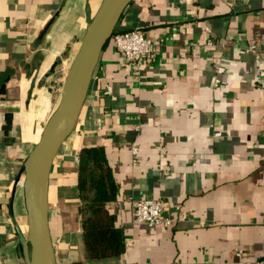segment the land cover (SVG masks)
Segmentation results:
<instances>
[{
	"label": "crops",
	"instance_id": "crops-1",
	"mask_svg": "<svg viewBox=\"0 0 264 264\" xmlns=\"http://www.w3.org/2000/svg\"><path fill=\"white\" fill-rule=\"evenodd\" d=\"M100 1L0 0V264H26L21 168ZM115 29L143 31L152 61L127 66L112 40L99 54L50 168L55 264H236L237 248L264 260V0H131ZM90 146L112 170L125 245L104 259L85 256L75 203ZM138 198L172 222L134 223Z\"/></svg>",
	"mask_w": 264,
	"mask_h": 264
},
{
	"label": "water",
	"instance_id": "water-1",
	"mask_svg": "<svg viewBox=\"0 0 264 264\" xmlns=\"http://www.w3.org/2000/svg\"><path fill=\"white\" fill-rule=\"evenodd\" d=\"M130 2L131 0L100 1L66 71L58 103L24 159L21 185L27 222L26 237L16 224L14 226L24 243L26 264H55L48 227V181L52 161L61 144L74 129L99 54ZM48 25L49 23L45 28Z\"/></svg>",
	"mask_w": 264,
	"mask_h": 264
},
{
	"label": "trees",
	"instance_id": "trees-1",
	"mask_svg": "<svg viewBox=\"0 0 264 264\" xmlns=\"http://www.w3.org/2000/svg\"><path fill=\"white\" fill-rule=\"evenodd\" d=\"M115 32L116 29L112 35ZM77 160L75 203L81 217L85 256L94 259L118 256L125 245L123 231L107 208V203L115 198L116 183L103 148L82 147Z\"/></svg>",
	"mask_w": 264,
	"mask_h": 264
},
{
	"label": "built area",
	"instance_id": "built-area-1",
	"mask_svg": "<svg viewBox=\"0 0 264 264\" xmlns=\"http://www.w3.org/2000/svg\"><path fill=\"white\" fill-rule=\"evenodd\" d=\"M115 49L121 54L124 63L137 69L152 61L153 43L150 38L144 35L139 29H131L122 32H115L112 35ZM247 51L252 52L257 58L256 38L252 37L248 41ZM132 152H136L133 146ZM132 220L136 224L169 225L171 218L162 214V201L152 198H138L132 201L131 205ZM236 264H264V260H250L243 256L240 248L235 250Z\"/></svg>",
	"mask_w": 264,
	"mask_h": 264
}]
</instances>
